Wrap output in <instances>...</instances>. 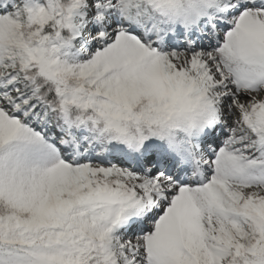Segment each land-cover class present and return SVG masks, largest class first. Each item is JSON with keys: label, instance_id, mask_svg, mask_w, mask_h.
Segmentation results:
<instances>
[{"label": "snow or ice", "instance_id": "snow-or-ice-1", "mask_svg": "<svg viewBox=\"0 0 264 264\" xmlns=\"http://www.w3.org/2000/svg\"><path fill=\"white\" fill-rule=\"evenodd\" d=\"M0 264H264V0H0Z\"/></svg>", "mask_w": 264, "mask_h": 264}]
</instances>
